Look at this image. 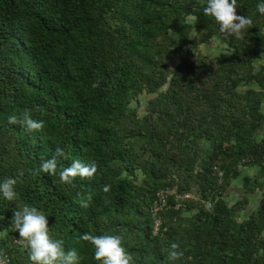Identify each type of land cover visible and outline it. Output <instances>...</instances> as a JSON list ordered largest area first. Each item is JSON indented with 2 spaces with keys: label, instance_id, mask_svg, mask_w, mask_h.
<instances>
[{
  "label": "trees",
  "instance_id": "1",
  "mask_svg": "<svg viewBox=\"0 0 264 264\" xmlns=\"http://www.w3.org/2000/svg\"><path fill=\"white\" fill-rule=\"evenodd\" d=\"M206 3L0 0V179L18 178L17 198H0L10 264H33L11 221L24 203L80 264H100L85 232L121 235L134 264H264V14L237 0L254 23L232 37ZM214 39L224 50L202 52ZM26 110L41 129L9 122ZM58 146L57 173L41 171ZM77 159L96 172L62 181ZM175 185L196 198L155 214L157 190ZM173 242L182 254L170 260Z\"/></svg>",
  "mask_w": 264,
  "mask_h": 264
},
{
  "label": "clouds",
  "instance_id": "2",
  "mask_svg": "<svg viewBox=\"0 0 264 264\" xmlns=\"http://www.w3.org/2000/svg\"><path fill=\"white\" fill-rule=\"evenodd\" d=\"M258 11L264 14V0H258ZM237 0H207L203 7V13L214 18L219 25L221 33L240 37L242 32L253 26V19L237 11ZM10 123L26 126L28 129H41L43 120L33 118L31 111H24L20 116H9ZM64 149L57 147L55 154L41 161L40 170L55 175L58 168V158L62 156ZM97 170V164L84 163L74 160L69 166L59 171L62 181L69 182L74 176H91ZM17 181L15 176H7L0 179V198L12 201L17 198ZM107 192L109 186H105ZM12 225L17 229L18 235L25 240L28 246V255L33 264H80L81 256L76 248H65L63 239L53 238L50 231L49 216L34 205L24 203L15 207L11 217ZM88 240L94 246V258L100 264H134L133 257L123 243L119 234L101 233L92 234L85 232L81 237ZM178 245L173 242L169 252V259L173 260L182 253L176 251Z\"/></svg>",
  "mask_w": 264,
  "mask_h": 264
},
{
  "label": "built area",
  "instance_id": "3",
  "mask_svg": "<svg viewBox=\"0 0 264 264\" xmlns=\"http://www.w3.org/2000/svg\"><path fill=\"white\" fill-rule=\"evenodd\" d=\"M174 198L177 202H180L182 200H190L196 198L195 193L193 192H184L180 193L177 191V187L175 186H167L165 188H161L157 190L156 196L153 200L152 211L157 214L159 211L163 210L165 206L168 205L169 199ZM180 203H178L179 205ZM211 206V203L209 204V207ZM161 225V220L159 218H156L155 220V229L154 231L157 232L159 230V227ZM20 244H22V241H18ZM11 258L8 253H0V264H10Z\"/></svg>",
  "mask_w": 264,
  "mask_h": 264
},
{
  "label": "rangeland",
  "instance_id": "4",
  "mask_svg": "<svg viewBox=\"0 0 264 264\" xmlns=\"http://www.w3.org/2000/svg\"><path fill=\"white\" fill-rule=\"evenodd\" d=\"M200 47H201L202 52L209 54V55H213L220 51H223L225 48V46L219 40H216V39H214L211 43L202 44ZM256 172H257L256 168H244L243 169L244 174L245 173L255 174ZM242 193H243L242 180L239 178L233 182V185L227 191L226 197L230 203H233L237 199H239ZM250 196L251 197H250V204L248 207V211L253 210L257 206L261 194L259 191H257L253 194H250Z\"/></svg>",
  "mask_w": 264,
  "mask_h": 264
}]
</instances>
